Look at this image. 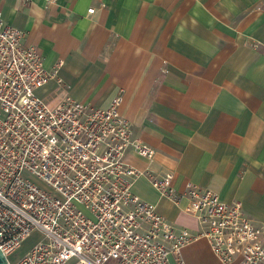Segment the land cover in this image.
I'll list each match as a JSON object with an SVG mask.
<instances>
[{"label":"crops","instance_id":"crops-1","mask_svg":"<svg viewBox=\"0 0 264 264\" xmlns=\"http://www.w3.org/2000/svg\"><path fill=\"white\" fill-rule=\"evenodd\" d=\"M0 16L55 70L39 99L106 108L119 97L132 136L156 151L155 173L264 219V0H0ZM125 158L151 166L133 150ZM132 191L176 227L198 230L184 201L145 175ZM181 258L216 264L203 238Z\"/></svg>","mask_w":264,"mask_h":264},{"label":"built area","instance_id":"built-area-1","mask_svg":"<svg viewBox=\"0 0 264 264\" xmlns=\"http://www.w3.org/2000/svg\"><path fill=\"white\" fill-rule=\"evenodd\" d=\"M23 37L0 16V250L9 264H184L182 248L201 238L216 264H264V219L207 188L179 192L171 172L155 173L156 151L132 136L119 97L106 108L39 99L35 90L55 70ZM128 150L150 168L130 165ZM140 174L163 197L184 201L198 230L176 227L136 196ZM34 232L37 241L13 257Z\"/></svg>","mask_w":264,"mask_h":264},{"label":"rangeland","instance_id":"rangeland-1","mask_svg":"<svg viewBox=\"0 0 264 264\" xmlns=\"http://www.w3.org/2000/svg\"><path fill=\"white\" fill-rule=\"evenodd\" d=\"M34 182L37 183L39 186L44 187L43 183L34 179ZM38 239V233L34 232L32 233L21 245V247L16 251V253L13 255H21L25 250H27L32 244H34Z\"/></svg>","mask_w":264,"mask_h":264},{"label":"water","instance_id":"water-1","mask_svg":"<svg viewBox=\"0 0 264 264\" xmlns=\"http://www.w3.org/2000/svg\"><path fill=\"white\" fill-rule=\"evenodd\" d=\"M0 264H9L8 259L1 250H0Z\"/></svg>","mask_w":264,"mask_h":264}]
</instances>
